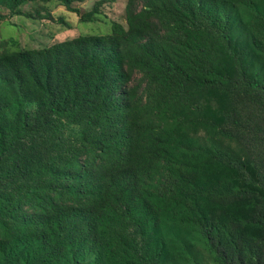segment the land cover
Instances as JSON below:
<instances>
[{
  "label": "trees",
  "instance_id": "obj_1",
  "mask_svg": "<svg viewBox=\"0 0 264 264\" xmlns=\"http://www.w3.org/2000/svg\"><path fill=\"white\" fill-rule=\"evenodd\" d=\"M53 1L81 23L117 2L0 0V23ZM125 10L109 34L0 44V264H264V183L225 129L237 94L264 99V0Z\"/></svg>",
  "mask_w": 264,
  "mask_h": 264
},
{
  "label": "rangeland",
  "instance_id": "obj_2",
  "mask_svg": "<svg viewBox=\"0 0 264 264\" xmlns=\"http://www.w3.org/2000/svg\"><path fill=\"white\" fill-rule=\"evenodd\" d=\"M95 1L97 0H86L76 2L74 5L82 12H87L93 8ZM27 7L24 5L19 8L23 15L8 16L0 23L1 45L9 49H40L80 35L109 34L110 21L126 25V0L105 4L102 19L94 23H81L75 13L68 12L56 1L45 5V11L39 18L24 16L30 12ZM66 23H71L72 28H67ZM139 78L140 74H136L128 87L134 86ZM143 89L139 88L137 94L141 95ZM234 104L237 117L225 126L230 134L227 138L229 151L234 156L251 159L256 169L257 180L264 183V99L258 98V95L239 93L234 97ZM28 108H34V104H29ZM158 179H161V176ZM27 210L31 212L29 207ZM198 258L200 264H218L207 253L199 252Z\"/></svg>",
  "mask_w": 264,
  "mask_h": 264
}]
</instances>
